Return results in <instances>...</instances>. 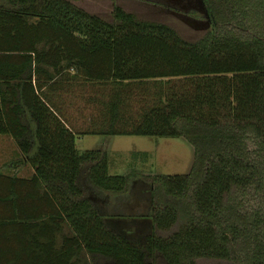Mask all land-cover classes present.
<instances>
[{
	"label": "trees",
	"instance_id": "obj_1",
	"mask_svg": "<svg viewBox=\"0 0 264 264\" xmlns=\"http://www.w3.org/2000/svg\"><path fill=\"white\" fill-rule=\"evenodd\" d=\"M76 1L0 0V134L34 169L0 167V264H264V0H203L199 40ZM86 134L193 145L188 173L147 176L140 235L99 204L133 173Z\"/></svg>",
	"mask_w": 264,
	"mask_h": 264
},
{
	"label": "rangeland",
	"instance_id": "obj_2",
	"mask_svg": "<svg viewBox=\"0 0 264 264\" xmlns=\"http://www.w3.org/2000/svg\"><path fill=\"white\" fill-rule=\"evenodd\" d=\"M75 3L91 12L100 14L106 19H112V11L115 3H117L140 17L172 24L189 40H199L210 28L205 7L198 0H81ZM3 143H5L4 140ZM77 146L80 150H106L110 161L109 172L122 175L133 173V177L138 176L140 172L147 174L188 173L194 161V147L182 136L86 134L77 138ZM7 147L11 148L9 144ZM5 157V153L0 155L1 167L5 166ZM120 197L118 204L109 207L107 211L110 213L126 211L129 215L144 214L148 211L143 201H138L137 208H127L130 201L129 195L122 194ZM131 202L133 201L131 200ZM123 224L121 223L125 226V223ZM131 233L141 234L138 226ZM84 264L98 263L96 261L91 262L87 258ZM99 264H104V262L101 261ZM198 264L221 263L216 260L200 259Z\"/></svg>",
	"mask_w": 264,
	"mask_h": 264
},
{
	"label": "crops",
	"instance_id": "obj_3",
	"mask_svg": "<svg viewBox=\"0 0 264 264\" xmlns=\"http://www.w3.org/2000/svg\"><path fill=\"white\" fill-rule=\"evenodd\" d=\"M3 140L5 143H3ZM7 144L10 145L11 148L7 147ZM78 147V146H77ZM5 153L6 157L4 160V165L6 167H10L11 169L17 168L20 174H25V175H31L34 171L33 167L26 162V157L23 155L22 151L19 149L16 140L14 139L13 136L9 134H0V155ZM15 160L18 161L17 164H14ZM2 163V162H1ZM110 163V161H109ZM4 166V167H5ZM1 167V166H0ZM14 170V169H13ZM22 170V172H21ZM151 174L147 173H141L138 176H135L131 179V189L127 192V195L130 197V201L127 204V208H137L139 205V200L143 201L144 204L146 202V207L149 205L148 202V188L150 185V180L147 176ZM147 189V190H146ZM145 190V192H144ZM102 201H99L100 205L102 207H112L117 205V200H118V194L113 196L111 198V195L102 193ZM131 200L133 202H131ZM149 207V206H148ZM147 207V208H148ZM149 209V208H148ZM114 214L113 217H110V221L112 222V226L115 227L119 231H125L127 234H133L131 233L132 230H136V227L134 226L135 220L132 218H142V220H145L144 218H147L148 212L146 213H135V214H128L126 211H123L122 213H127L128 216H121L118 214ZM121 213V212H120ZM150 220V219H149ZM121 223H125V226L121 225ZM148 223V222H147ZM66 232H68V228H66ZM143 232V228H141L140 233Z\"/></svg>",
	"mask_w": 264,
	"mask_h": 264
},
{
	"label": "water",
	"instance_id": "obj_4",
	"mask_svg": "<svg viewBox=\"0 0 264 264\" xmlns=\"http://www.w3.org/2000/svg\"><path fill=\"white\" fill-rule=\"evenodd\" d=\"M202 3H203V5H204V2H203V0H200ZM199 0H198V2H200ZM199 5H200V3H199ZM205 7V6H204ZM205 12H206V10H205ZM206 15H207V12H206Z\"/></svg>",
	"mask_w": 264,
	"mask_h": 264
}]
</instances>
